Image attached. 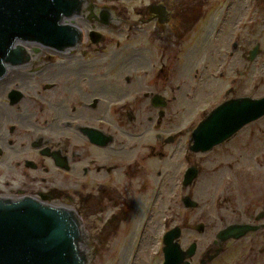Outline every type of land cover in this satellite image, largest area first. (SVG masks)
Masks as SVG:
<instances>
[{
  "label": "flooded vegetation",
  "instance_id": "obj_1",
  "mask_svg": "<svg viewBox=\"0 0 264 264\" xmlns=\"http://www.w3.org/2000/svg\"><path fill=\"white\" fill-rule=\"evenodd\" d=\"M73 3L51 41L15 39L3 61L0 200L33 198L71 210L81 223L104 213L111 222L120 212L126 217L131 192L168 185L170 159L185 164L207 152L190 149L195 129L223 102L247 96L233 94L231 77L212 103L216 89L207 82L202 106L199 69L187 59L226 45L230 57L240 47L246 61L264 66V0H241L237 12L234 0ZM254 157L256 177L220 183L198 222L173 226L182 252L194 244L182 264H264V154ZM198 164L183 168L184 189L187 168L198 177ZM187 196L181 202L190 209ZM186 227L206 240H189Z\"/></svg>",
  "mask_w": 264,
  "mask_h": 264
},
{
  "label": "rangeland",
  "instance_id": "obj_2",
  "mask_svg": "<svg viewBox=\"0 0 264 264\" xmlns=\"http://www.w3.org/2000/svg\"><path fill=\"white\" fill-rule=\"evenodd\" d=\"M241 0H234V11L239 10ZM213 51L193 62L187 59V65H197L200 91L206 87L216 89L212 103L222 99V93L230 85L233 77V94L260 97L264 95V66L262 61L248 62L241 56V49L232 57L228 54L230 48L226 45L212 47ZM193 69V68H192ZM188 76V75H187ZM209 90V91H210ZM208 98L206 90L201 94ZM201 106V108H202ZM264 116L243 127L228 142L202 154H191L190 160L181 164L180 160H169L168 185L159 188L154 184L145 191L135 190L127 199L126 217L120 212L108 221L107 213L104 218L82 223L85 226L97 253L92 256L88 264H162L163 235L165 227L192 224L198 222L203 209L208 208L213 198V189L220 183H245L256 177L255 169L258 163L254 155L264 154ZM261 131V132H260ZM227 155V156H226ZM240 158L238 162L236 159ZM199 159V175L197 174L184 189L181 178L183 168ZM235 160V163H234ZM201 162V164H200ZM233 164L232 168L228 164ZM250 178V179H249ZM191 194L190 198L198 202L190 209H186L181 202L182 194ZM194 197V198H193ZM197 206V207H196ZM120 207V206H119ZM195 207V208H194ZM116 209V208H115ZM209 219V216L206 218ZM207 220H205L207 222ZM189 240L196 238L206 240L207 233L198 235L195 230H183V236ZM195 239V240H196ZM206 242V241H205Z\"/></svg>",
  "mask_w": 264,
  "mask_h": 264
},
{
  "label": "water",
  "instance_id": "obj_3",
  "mask_svg": "<svg viewBox=\"0 0 264 264\" xmlns=\"http://www.w3.org/2000/svg\"><path fill=\"white\" fill-rule=\"evenodd\" d=\"M73 0H0V74L3 61L15 39L54 37V26L62 14L74 7ZM264 115V96H243L227 100L215 108L195 129L192 151H208L231 137L246 123ZM196 176L194 167L187 168L184 185ZM185 206L196 202L184 198ZM179 227L163 235L162 264H182L193 253L182 252L177 238ZM84 239L80 220L64 207L52 206L33 198L18 201L0 200V264H88L97 253L93 240ZM81 243H87L86 252Z\"/></svg>",
  "mask_w": 264,
  "mask_h": 264
}]
</instances>
